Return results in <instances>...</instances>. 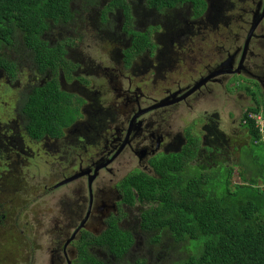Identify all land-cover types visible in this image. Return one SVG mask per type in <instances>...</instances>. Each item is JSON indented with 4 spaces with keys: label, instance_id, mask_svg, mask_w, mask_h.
Masks as SVG:
<instances>
[{
    "label": "flooded vegetation",
    "instance_id": "flooded-vegetation-1",
    "mask_svg": "<svg viewBox=\"0 0 264 264\" xmlns=\"http://www.w3.org/2000/svg\"><path fill=\"white\" fill-rule=\"evenodd\" d=\"M94 1L98 5L89 4L88 7L99 14L111 0ZM137 2L141 9L135 10L137 15L149 13L152 20L158 21V17L167 15L170 10L176 11L172 19L164 17L161 29L150 31L157 30L151 37L153 46L142 51L139 47L119 44L115 28L121 11L116 6L114 11L108 12L114 27L112 33L98 29L101 22L92 16L93 20L86 24L78 21L82 27L78 23L72 26L73 32L65 31L60 24L55 26L58 29L41 34L48 45L67 44L64 53L60 50L61 55L56 58V79L73 109L62 111L55 135L44 133L36 138L28 134L30 116L24 109L27 96L46 82L50 71H39L34 58L29 57L33 51L25 44L21 46L22 57L7 51L9 60L15 65V78L1 69L0 80L15 95L10 107L0 106V195L7 193L13 201L14 195L33 197L32 189L34 198H55L40 212L44 218L48 216V223L39 225L38 230L44 231L38 238L33 235V229L29 237L23 227L18 228V240L28 250L27 264H30L31 252L43 255L34 258L31 264H82L77 245H86L88 252L105 264H136L142 256L138 252V238L144 240L146 237L139 227L140 215L150 204L139 200L134 187L130 189L134 199H129V192L121 182L126 178L130 181L136 175L141 179L156 177L158 158L181 151L189 136L196 138L187 131L191 120L184 119L201 109L205 124L199 128L208 127L209 138H204L210 145H205L197 136L199 148L194 158L198 160L197 168L216 165L237 150V137L233 134L239 129L245 130L241 126L233 133L235 124H230L229 131L220 129L223 109L207 105L208 99L216 94L221 96L223 86L235 76L256 83L264 101V0H200L197 11L192 0L161 9L143 7L138 0L133 4L127 1L125 4L130 5L129 12L133 16L130 22L135 20ZM87 3L71 1L70 7L84 13L82 7ZM234 5L240 8L231 13ZM92 21L96 22L91 30L93 34L86 30ZM185 22L191 24L184 27ZM191 25L196 26L189 28ZM234 28L240 34L232 35ZM168 29L173 31L174 38L171 37L166 45L170 36ZM118 30L122 33L119 36L127 34L123 29ZM92 41L95 43L93 49L106 44L109 52L94 51L96 54L92 55ZM143 54L146 55L142 57ZM146 58V64L153 58L158 60L164 70L154 72L155 64L151 61L146 66ZM177 72L184 78L173 83L170 76ZM141 80L142 86H147L148 80L149 84L150 81H165L169 86L165 97H156V88L152 93H145L143 87L138 88L140 83L137 85ZM199 82L203 83L195 87ZM247 92H252L251 88ZM238 99L233 94L230 107H234ZM171 105H177L175 113L170 120L163 121L164 109H175ZM242 106L232 108L241 113L237 118L239 125L249 107L246 105L242 109ZM225 113L231 119L237 115L236 112ZM70 114H73L72 119L63 123ZM2 172L11 176L3 179ZM38 172L42 173L40 177ZM59 177L55 184L47 186L46 179L52 181ZM70 178L69 182L59 185ZM13 209L10 208V212ZM53 212L59 215L51 214ZM23 214L17 209L18 218ZM110 220L133 235L134 244L123 256L93 245L91 235L101 234Z\"/></svg>",
    "mask_w": 264,
    "mask_h": 264
},
{
    "label": "trees",
    "instance_id": "trees-1",
    "mask_svg": "<svg viewBox=\"0 0 264 264\" xmlns=\"http://www.w3.org/2000/svg\"><path fill=\"white\" fill-rule=\"evenodd\" d=\"M71 1L77 2L0 0V70L3 69L11 78H15V65L9 60L6 47L16 46L19 40L20 44L24 41L33 50L39 71H50L46 82L34 88L24 103V109L30 116L28 134L36 138L44 133L55 135L62 111L71 112L73 109V104L66 101L56 79V58L61 55V51L64 53L63 49H66L67 44L48 45L41 34L60 24L65 28L75 26L78 21L86 24L93 20L92 16L101 22L98 29L112 33L114 27L108 12L114 11L115 6L122 7L124 22L130 23L133 18L129 12L130 5H122L120 0H111L105 8L100 9L99 14L93 13L91 7H88L89 4L98 5L92 0L93 3L82 7L85 12L77 18L70 9ZM183 1L150 0L149 7L167 8L180 5ZM192 3L197 11L201 5L200 0H192ZM134 9L141 10L138 2ZM154 29L156 28L150 26L146 32L132 31L140 36H135V42L131 40L128 47H139V51H142L153 46L150 31ZM260 101L262 106L256 100L245 109L240 119L251 143L241 147L242 159L235 164H223L219 161L217 167L202 171L199 168L190 170L189 163L196 157L199 144L197 138L189 137L181 151L157 159L156 177L141 179L136 175L130 181L126 178L121 182L129 192V199H134L130 190L134 187L139 200L159 202L141 212L139 226L146 235V241H150V246H159L158 254L175 242H188V249H193L184 259L167 264H264V145L261 156L253 154L254 146H259L264 136L256 127L255 119L249 117L250 113H254L261 114L264 118V104ZM72 117L73 114H70L63 123H68ZM221 167L225 168V174L219 194V186L214 182L219 180L218 172ZM235 168L242 180L236 184L232 180ZM231 183L234 184L233 187ZM11 201L8 200L7 203ZM0 205L3 207V203ZM16 206L19 207V204L15 203L13 208ZM7 213H10L9 208ZM91 237L94 239V246L117 256L128 253L134 244L132 233L118 227L114 220L108 221L101 234ZM77 247L82 264H105L103 260L90 254L86 245ZM158 254L154 258L155 264H165L167 260L160 259ZM148 261L147 258L139 257L136 264Z\"/></svg>",
    "mask_w": 264,
    "mask_h": 264
},
{
    "label": "rangeland",
    "instance_id": "rangeland-1",
    "mask_svg": "<svg viewBox=\"0 0 264 264\" xmlns=\"http://www.w3.org/2000/svg\"><path fill=\"white\" fill-rule=\"evenodd\" d=\"M82 1H83V3H87L90 0H82ZM120 1H122L121 2L122 5L127 3V1L129 3H132V4L134 3V0H120ZM138 1L140 2L141 5H143V7L149 8L150 0H138ZM239 8H240V6L234 5L232 7L231 13L233 11L236 13V11L239 10ZM70 9L73 12L74 16H76L77 18H79L83 13V11H80L79 8H76L79 11L73 9L72 7H70ZM119 9L121 11L122 17H121V15L117 16L118 22L116 23V27L118 29L125 28V29H123L124 31L129 29L126 31L127 34H125L124 36H119L122 33L117 28H115V33H116V35H118L116 37H118L120 45H123V44L129 45L131 40H132V42H135L134 37L140 36V35H137L138 33L133 34V32L136 30L143 32V31L148 30L150 26H152L153 28H157V30L161 29L163 26L162 20L164 19V17L167 16L168 18L172 19L171 17H173L175 12H176L174 10H170V12H167V15H162L161 17H158V21H157L156 19L152 20L153 16H151L149 13L143 14V15H140V14L137 15V13L134 9L135 20H132L129 23V22L123 21L124 12H123V9L121 6H119ZM114 17H116V16H114ZM77 23L80 27H82V25L79 22H77ZM187 24H191V22L190 23L185 22L183 26L188 27ZM95 26H96V22L92 21L89 24V26H87L86 30L91 31L92 28H95ZM194 26H196V25H194ZM194 26L191 25L189 28H192ZM62 27L65 29V31L73 32V30H72L73 27L71 25L69 28H65L66 26H64V25H62ZM54 29H58V27H54ZM183 29L186 30L185 28H183ZM59 30H63V29L59 27ZM157 30L152 31V33H150V39ZM159 32H162V31L160 30ZM167 32L170 34V36H169V39H168L166 45L169 44V40L171 37L174 38L173 31L168 29ZM175 32L176 31H174V33ZM91 34H93L92 31H91ZM233 34H240V31H238L236 28H234L232 35ZM20 36L22 37V35H20ZM20 36H19V38H20ZM20 39H22V38H20ZM164 39H166V38H164ZM158 41H160V40H158ZM24 44H25L24 41H22V43L20 44V42L18 40L16 46H14V47L13 46H7L6 48L10 54L16 53V54L20 55V57H22L23 56L22 47H25V46H23ZM94 45H95V43L92 41L90 43V47H91L90 51L92 52L91 53L92 55L96 54L94 51H99V52H103V53L109 52V50L106 49V44L102 45L101 47L93 49ZM124 53H126V52H124ZM145 55L146 54H143L142 57ZM29 57L33 59L35 57L34 52H32ZM144 60H145L144 64L146 66H148L151 61L155 64L156 67H155L154 72L164 70L163 64L154 58L152 60H150L149 63H147V64H146V62L148 61V59L146 58ZM165 68H168V66ZM20 78H22V76H20ZM183 78H184V75L179 73V72L173 73L170 76V79L173 83H175L176 81H181ZM23 80H24V78L22 79V81ZM149 80L146 81L147 86L146 85L142 86V80L140 82H138L137 85H139V83H140V87H138V88L142 89V87H143V89H144L143 91L145 93H152L153 92L152 89L156 88L157 94H158L156 97H159L160 99L164 98L166 92L168 91L167 87H169L167 84H165V81L162 80V81H158L156 83H153L152 81H150V84H149ZM3 83H4V81L0 80V106L3 108H6V107H10V105L12 104L15 92L8 89L6 87V84L3 85ZM248 87L251 88L252 92H250V93L247 92L249 90ZM251 93H253L254 95H251ZM233 94L238 96L239 102L234 103V107H230V105H231L230 97ZM250 97H252L253 99L252 100L249 99ZM261 99L262 98H261L260 89H259V86L256 85V83H254L253 81L250 83L248 78H245L243 76H235L234 79L228 81L226 83V85L223 86L221 96L219 97L216 94L213 98L208 99L207 105L217 106V107L219 106L218 109H223L224 114L221 116V124H220L219 128L220 129H226L229 131L230 124L231 125L235 124V127L233 128V133H235L239 128H241V125L238 124L239 119H237L241 113L237 112V110H234L232 108H235L238 105L241 106V104H243V106H242V109H243V107H245L246 105H249V106L253 105L255 100H258V103L260 104V106H262V102L260 101ZM235 104H236V106H235ZM263 104H264V101H263ZM4 105H5V107H4ZM174 106L177 107V105H171V107L175 108ZM175 110H176V108L173 109V111H168V110L164 109L166 114H163L162 120L163 121H165L166 119L170 120L172 118L173 114L175 113ZM200 111H202V109L199 110L198 112L193 113L189 118H188V116H186L184 120H186L187 122H188V120H191V121H189V124H187V125H189V128L187 129V131L188 132L191 131L190 132V133H192L191 135L196 136V138H197V136H200V140L202 139L203 143L205 145L209 146L210 143L207 140L209 138V136H208L207 131H206V130H208V127L204 128L202 130H201V128H199L200 126L203 127V125L205 124L203 118L201 117L202 112H200ZM225 111L230 115L233 112H236L237 115L234 117V119H231L230 117L226 116L227 114L225 113ZM263 112H264V110H263ZM196 114H199L200 116L197 117ZM258 115H260L262 117L261 114H254V113H250L249 117L253 118V117H256ZM0 117H1V115H0ZM192 117H193V119H192ZM253 119H255V118H253ZM262 119L264 121L263 117H262ZM187 125H184L183 127H185ZM210 125H211V123H210ZM256 127L259 128L260 134L262 136H264V126L262 129L258 125H256ZM196 128H197V130H196ZM242 128L245 130V132L243 130L239 129L238 133L233 134V136L236 135V137H237V142H236L237 150H233L232 153L229 154L228 158L223 160L221 163H223V164L224 163L235 164L237 161L242 159V154H241L240 148L242 146L246 147L249 143H251L250 137L247 133L246 128H244V126H242ZM24 137L28 138V136H26V134H24ZM189 137H191V136H189ZM204 137H206L207 139H205ZM200 145H202L201 141H200ZM205 145H202V147L205 150H207V147ZM263 145H264V138L260 141L259 146H254V153L253 154L261 156L262 151H263ZM229 150L231 151V148H229ZM245 160L247 161L248 159H245ZM197 163H198V160H196V159L191 161L189 163V167L191 168L190 170L196 169ZM254 166H256V165H254ZM212 167H217V164L211 165L210 167L205 166V167L200 168L199 170L202 171L206 168H212ZM256 168H258V167L256 166ZM256 171H258V170H256ZM193 173H196V172L194 171ZM2 174H3V176H2L3 179L6 178L7 175H9V177L11 176V174L6 173V172H2ZM224 174H225V168L221 167L219 172H218L219 180L214 182L215 185L219 186V188H218L219 194L221 193V185L223 184ZM38 175L40 177V175H42V173L38 172ZM247 177L249 178L250 176H247ZM59 179H60V177L55 179V180H52V181H50L49 179H46L47 186H52ZM232 180L235 184L242 182L240 177H238V170L236 168H235L234 176H233ZM218 181H220L219 184H218ZM231 186L233 187L234 184L231 183ZM209 187H211V186H209ZM5 189H7V187H5ZM31 196H33V197L23 198L22 196L14 195L13 201L7 203L8 200L11 199V195L9 197H8L7 193L5 195H0V203H3V207H0V216L3 215V218L0 219V264H27L26 251H28V250L23 246V243L19 242V240H18L19 235L17 236V234L20 233L18 228L23 227L25 229V232L27 233V235L29 237L31 236V231L33 229V235L36 238H38V234L42 233L44 231L43 230L40 232L38 230L39 225L42 222L48 223V216H46L44 218L40 212H42L45 205L47 207H49L55 198H52V197L34 198V194L32 193V189H31ZM15 203L19 204V207L16 206L10 213H7L8 208L10 211V208H12L15 205ZM158 203L159 202H154V203H149V204L151 206V205H157ZM17 207L22 213H24L23 216H20L19 218L17 217ZM51 214L59 215V213H57V212H53ZM24 217H26V218H24ZM48 227L51 231L53 230L52 226H48ZM13 238L15 239V241L13 240ZM138 240H139L138 252H140V254L142 255L139 257L149 259L147 264H155L154 258L159 252V246H156V245L150 246L151 245L150 241L148 239L146 241L145 238H144V240H142L139 237ZM187 244H188V242H186V243L185 242H181V243L175 242V244L173 243L169 247H166L164 249V252H161L160 254H158V256L160 257V259L165 258V260H167L165 264H167L169 262L182 260L185 257H187V255L191 254L192 250H193V249H188ZM33 245L35 247H37L36 241H33ZM30 246H31V244H30ZM30 246H29V249H30ZM42 256L43 255H41L40 253H38V255H37L36 252L34 254L31 252L29 263L31 264V262L34 258L36 259V258H40Z\"/></svg>",
    "mask_w": 264,
    "mask_h": 264
},
{
    "label": "built area",
    "instance_id": "built-area-1",
    "mask_svg": "<svg viewBox=\"0 0 264 264\" xmlns=\"http://www.w3.org/2000/svg\"><path fill=\"white\" fill-rule=\"evenodd\" d=\"M253 118H255L256 125L260 126V128L262 129L264 126V121H263L262 117L260 115H258V116L253 117Z\"/></svg>",
    "mask_w": 264,
    "mask_h": 264
},
{
    "label": "water",
    "instance_id": "water-1",
    "mask_svg": "<svg viewBox=\"0 0 264 264\" xmlns=\"http://www.w3.org/2000/svg\"><path fill=\"white\" fill-rule=\"evenodd\" d=\"M202 83H203V82H199L195 87L201 85ZM70 180H71V178H70V179H66V180L62 181L61 183H59V185H62V184H64V183H66V182H69Z\"/></svg>",
    "mask_w": 264,
    "mask_h": 264
}]
</instances>
